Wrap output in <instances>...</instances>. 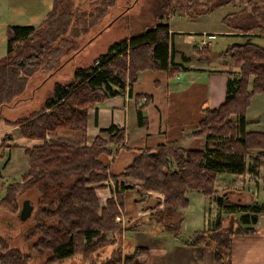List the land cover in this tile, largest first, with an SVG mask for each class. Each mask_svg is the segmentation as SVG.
Returning a JSON list of instances; mask_svg holds the SVG:
<instances>
[{
	"label": "trees",
	"instance_id": "obj_1",
	"mask_svg": "<svg viewBox=\"0 0 264 264\" xmlns=\"http://www.w3.org/2000/svg\"><path fill=\"white\" fill-rule=\"evenodd\" d=\"M114 1L87 0L91 9L85 10L73 5L74 0H52L36 25L7 24L5 54L0 57V106L21 96L34 74L55 72L61 66L58 59L72 49L74 39L94 25ZM239 1L242 7L222 15L220 22L240 34L264 35V0H159L154 11L157 23L113 41L86 67H75L67 80L53 84L51 95L29 117L3 119L16 125L21 137L41 142L23 148L27 168L18 181L4 186L0 197V208L16 213L19 198L28 188L34 186L38 194L32 223L19 235V247L0 237V264H37L38 259L40 264H54L75 254L82 264H115L120 259L122 227L114 218L123 204L125 186L120 184L100 207L94 188L103 186V181H113L117 176L140 180L136 189L141 196L158 194L149 213L152 223L178 236L183 218L179 210L188 204L186 190L211 195L218 172H244L248 150L264 157V129L244 128L249 98L264 93V47L252 42L232 43L222 51L228 57L226 63L238 67V75L228 80L227 94L219 106L202 109V118L193 131L194 136L203 138L202 148H184L176 143L135 147L134 156L122 170L111 173L108 161L112 153L127 148L123 128L110 125L99 129L92 142L84 144L86 110L94 102L128 91L141 70H164L169 76L176 68L170 65L167 25L159 23L160 19H168L175 12L187 18L207 15ZM144 96L148 100V95ZM137 120L141 124L140 106ZM8 137H2L0 146ZM252 208L254 215L264 211V207ZM254 215L245 213L240 220L253 222ZM246 231L239 225H219L195 231L183 240L210 246L212 264H227L232 234ZM105 243L112 247L100 257L98 249ZM133 257L125 256L124 262Z\"/></svg>",
	"mask_w": 264,
	"mask_h": 264
},
{
	"label": "crops",
	"instance_id": "obj_2",
	"mask_svg": "<svg viewBox=\"0 0 264 264\" xmlns=\"http://www.w3.org/2000/svg\"><path fill=\"white\" fill-rule=\"evenodd\" d=\"M17 1L0 0V5H5L8 11H14ZM24 1L26 2V0ZM222 7H227V5L214 11ZM227 12L225 10L220 13L218 18L220 19ZM26 13L30 14L32 11L25 8L23 15ZM211 14L187 18L175 12L168 19H160L159 23L167 25L170 42V65H176L171 75L167 76L164 70H141L137 73L136 81L128 91L122 90L115 95L94 102L91 107L87 108L85 145L92 142L99 129L110 125L123 128V143L127 148H120L108 161V168L111 173L122 170L133 156L135 147H152L159 143H176L184 148L203 147V138L193 135L198 121L202 118V109L204 107L212 109L219 106L227 94L228 80L236 79L238 74L236 66L227 64L226 57L218 60L215 55L219 56V54L213 50L216 48L222 52L229 44L251 42L252 37H264L255 32L240 34L223 24L212 28L206 27L204 24L195 26L197 22L205 21ZM175 15L178 17L175 18ZM172 18L175 19L171 21ZM191 23L192 25H190ZM212 52L215 62L209 60V55ZM144 80L150 82L142 85ZM140 95H148V100L143 103L138 102ZM263 100L264 93H255L249 98L244 112L245 130L264 129V107L261 106V108L258 104ZM138 106H140L141 124L137 120ZM255 114L263 116V119L259 121L261 128L248 129L247 125L255 119ZM5 134L9 137L4 140L1 146L5 147L7 154L11 148L23 149L41 142L39 139L21 137L16 125L6 124L0 119V143ZM8 159L9 156H6L1 167L6 165ZM246 160L247 157L245 156V170H247ZM26 168L27 161L21 174L25 172ZM238 175L241 174L226 171L218 172L215 177V192L208 196L200 193L202 198L206 197V200H211L212 196L217 193V184L220 181L226 182V186L237 185L240 180ZM140 182V180L130 176H117L115 180H105L102 182L103 186L94 188L97 203L101 207L104 205L105 199L119 189L120 184L125 186L123 204L118 215L121 219L128 220L126 227H129L125 229L123 226L121 230L120 259L117 263L212 264V248L210 246L188 244L184 242L183 238L195 231H207L221 226L222 215L216 214V207L211 205L213 203L208 201L211 211L205 213V210H200L199 213H192L188 217L186 208L180 209L183 218L180 222V234L175 236L162 231L161 227L152 223L149 213L152 211V205L155 202L149 205L146 200L152 195L156 197L158 194L151 192L147 198L137 197L136 188ZM261 185L262 187L257 189V193L249 194L252 199L255 197L264 201V183ZM229 190L233 194L237 193L235 188ZM187 192L188 190L185 193ZM244 192L246 191H242V193ZM3 194L4 185L0 184V197ZM220 194H222V202L226 193L222 191ZM37 197L38 195L36 199ZM186 197L189 203L188 194ZM236 198L240 199V195H236ZM23 201H28L31 208L24 214L16 215L20 224L27 219H32L33 216L34 202L27 197H22L20 208ZM258 213L260 214L256 215ZM258 213L254 215L253 222L240 220L236 223L234 220V226L239 225L247 231L232 234L227 264H264V211ZM212 217L217 219L213 223L211 222ZM134 219H138L140 222L134 223ZM6 224L9 225L10 223L6 222ZM109 235L110 233H107V236ZM133 254L134 257L125 263L124 257Z\"/></svg>",
	"mask_w": 264,
	"mask_h": 264
},
{
	"label": "rangeland",
	"instance_id": "obj_3",
	"mask_svg": "<svg viewBox=\"0 0 264 264\" xmlns=\"http://www.w3.org/2000/svg\"><path fill=\"white\" fill-rule=\"evenodd\" d=\"M51 3L52 0H26V2L24 0H18L16 2L17 5H15L16 8L14 11H8L5 5H0V57L5 54L4 31L6 25L10 22L12 24H37L44 17L45 13L51 6ZM73 5H78L80 9H91L90 5L87 3V0H74ZM158 5L159 0H115L113 6H111L94 25L74 39L72 49L66 53V55H63L58 59L57 63H61V66L58 67L55 72L49 73L48 75H46V72L34 74L28 80L21 96L6 105L0 106L1 119L16 120L29 117L33 112L37 111L43 104L44 100L51 95L53 84L55 82L63 83L65 80H67L75 67H86L97 55L103 53L108 45L113 41L132 36L133 34L139 32L143 27H148L149 25L157 23L154 17V11ZM241 7L242 3L240 1L236 2L234 5L228 4L227 7H222L213 13L211 12L212 14L210 13L211 15L208 16L209 18H206L205 21L201 20L197 22L195 26L202 24L210 28L218 26L222 24L218 18L220 13L224 12L225 10L228 11L227 13L233 12ZM25 8H29L32 13H26L23 15ZM176 13L183 15L181 12ZM174 17L176 18L178 16L175 15ZM175 18H172L171 21ZM190 25H192V23ZM259 36L264 35L259 34ZM251 42H255L264 47V37H252ZM214 46L218 47L217 45ZM219 50L220 49L216 48L213 50L215 53L219 54V56L215 55V57H218V60H221L223 57L228 58L227 56H224L222 52H219ZM212 54L214 53H210L209 60H211V62H215V58L212 57ZM148 82L150 81L144 80L142 81V85H145ZM248 87H250L249 83ZM263 102L260 101V103H258L260 107H264ZM254 116L255 119L251 121L249 125H247L248 129L261 128L259 121L263 119V116L259 114H255ZM119 149L120 148L115 149V151L112 153V158L113 155L119 151ZM254 151V149H250L245 155L247 157V170L242 172L241 175H238L240 180L237 185L226 186V182L220 181L217 184V193L212 196L211 200H206V197L202 198L200 192L198 191L188 190L186 195L188 194L189 203L185 207L187 217L192 213H199L200 210H205V213L206 211H211L209 207L210 204L208 202L210 201L213 203L211 205L216 207V214L222 215L220 224L221 228H224L229 224L234 225L235 221L236 223L240 222V218L245 213L247 216L254 215L252 207H264V201L261 198L256 199L253 197L252 199V197L249 196V194L252 195L257 193V189L262 187L261 184L264 183V157H256L254 155ZM6 156H9V159L6 165L1 167ZM25 167L26 158L23 149L16 147L11 148L7 154L5 147L0 146V184L5 186L9 182L18 181L20 179V174L25 169ZM231 188H235L237 193H231L229 190ZM222 191H225L226 196L223 195L225 199L221 202L222 194L220 193ZM242 191L246 192L242 193ZM153 193L156 194V192ZM140 194L141 192L137 190L136 196H141ZM37 195L36 188L34 186L30 187L20 196L19 206L21 198L27 197L34 202V212L36 208ZM236 195H240V199H237ZM142 197L147 198L149 196L146 195ZM146 201L149 205L153 204L155 202V196L152 195L150 198H147ZM241 205H244V207ZM0 213H4L3 215H0V237H3L10 246L19 247L22 241L19 235L27 226L32 223V219H27L21 224L18 223L16 215L20 213V209L14 213L0 208ZM259 214L260 213L256 215ZM114 219V221L122 228L128 223V220L121 219L119 215L117 219L116 217ZM216 220L217 219H215V217H212L211 222L213 223ZM6 222H9L10 224L7 225ZM109 237L110 235L107 236V238ZM111 247L112 245L110 243H105L102 247H100L98 249L100 257L107 255ZM37 259L38 258H36V260ZM81 263L82 261L79 255L75 254L69 258L57 261L54 264ZM37 264H40L39 259L37 260Z\"/></svg>",
	"mask_w": 264,
	"mask_h": 264
},
{
	"label": "water",
	"instance_id": "obj_4",
	"mask_svg": "<svg viewBox=\"0 0 264 264\" xmlns=\"http://www.w3.org/2000/svg\"><path fill=\"white\" fill-rule=\"evenodd\" d=\"M30 203L28 201H23L20 208V213L24 214L30 209Z\"/></svg>",
	"mask_w": 264,
	"mask_h": 264
},
{
	"label": "built area",
	"instance_id": "obj_5",
	"mask_svg": "<svg viewBox=\"0 0 264 264\" xmlns=\"http://www.w3.org/2000/svg\"><path fill=\"white\" fill-rule=\"evenodd\" d=\"M94 64L97 65L98 61L95 60ZM144 101H145V96L144 95H140L139 98H138V102L143 103ZM116 219H117V217H116ZM117 264H122V263H117ZM134 264H142V263H134Z\"/></svg>",
	"mask_w": 264,
	"mask_h": 264
}]
</instances>
